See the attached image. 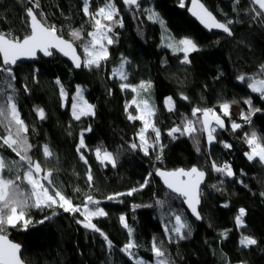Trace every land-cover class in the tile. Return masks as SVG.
<instances>
[{
  "label": "trees",
  "instance_id": "1",
  "mask_svg": "<svg viewBox=\"0 0 264 264\" xmlns=\"http://www.w3.org/2000/svg\"><path fill=\"white\" fill-rule=\"evenodd\" d=\"M200 1L218 21H233L230 38L203 31L189 17L186 7L180 6L181 0H143L139 8L130 9L114 0L120 12L117 19L123 21V27L113 25L114 42L108 46L109 58L99 68L82 67L76 71L54 55L49 60L39 57L36 63H18L13 69L16 101L21 117L29 125V142L33 145L29 155L41 163L42 169L52 171L54 185L74 204H82L86 195L101 201L107 215L94 218L93 223L112 242L109 249L100 232L78 224L77 220L83 219L78 213H65L56 206L43 210L33 208L29 211L33 222L27 230L21 224L7 231L8 238L21 246L24 264H135L120 251L129 242L128 229L119 220L121 215L133 230L132 240L138 245L132 249L135 258L152 263L151 244L155 238L157 243H163L171 264H264V165L259 159L249 161L244 155L250 152L246 134L255 132L264 139V99L252 93L247 82L237 79L242 74L264 78L259 71L264 65V17L253 19L256 12L252 9L258 10V7L250 0ZM34 2L0 0V31L22 38L26 31V9ZM38 3L39 8L34 9L37 17L43 12L47 23L55 25L63 38L71 40L70 31L82 28L84 39H90L87 32L93 29L82 10L83 0H38ZM184 3L187 6L188 0ZM102 6L104 0H89L93 13ZM147 8L159 14L171 35L195 40L199 50L189 54L190 63L181 64L182 54L174 55L161 44L160 27L147 18L144 12ZM80 43L77 41L74 45L83 58ZM122 59L129 61L125 69L126 83L151 82L155 98L152 103L156 108L153 120L161 131L160 142L164 145L161 160L156 159L159 147L150 149L148 156L129 147L131 143L138 144L136 134L142 122L128 120L129 112L136 115L133 106L125 111L126 102L133 99L134 93L131 89L122 91L121 81L111 77ZM77 85L84 90L86 100L95 106L94 116L79 121L69 112ZM61 87L68 96L66 105L60 96ZM181 94L188 99H182ZM167 97H172L175 103L172 112L164 107ZM249 98L260 111L252 116L251 124L245 122L233 131L230 118L223 117L219 105L229 102L240 114L246 113L248 105L244 100ZM193 107L213 108L225 121V127L217 129L216 142L211 145L206 134L197 136L200 152L196 150L195 139L179 134L173 139L168 135L169 129L181 124L183 118H192ZM35 109H43L46 119L41 120ZM89 127L91 131L84 132L86 148L81 149L88 161L85 164L77 146L81 131ZM2 134L4 130L0 128ZM221 142L231 147L225 148ZM44 144L54 153L47 161L42 152ZM97 147L113 153L117 166L101 164L95 155ZM0 154L10 161L18 160L10 149H0ZM213 161L218 166L229 164L235 177L214 172ZM193 166L206 172L199 210L202 219L196 221L184 210L182 199L169 194L154 173L157 168L172 171ZM89 168L93 177L91 187L87 180ZM146 177L149 183L141 189ZM133 188L139 190L131 196L106 199ZM158 200L162 203L157 204ZM240 208L246 210L243 228L235 224ZM53 212L58 215L39 223ZM176 215L191 225V236L176 239L174 234L165 232V228H173ZM222 232L227 233L226 238L221 236ZM242 235L253 237L258 243L241 248Z\"/></svg>",
  "mask_w": 264,
  "mask_h": 264
},
{
  "label": "snow or ice",
  "instance_id": "2",
  "mask_svg": "<svg viewBox=\"0 0 264 264\" xmlns=\"http://www.w3.org/2000/svg\"><path fill=\"white\" fill-rule=\"evenodd\" d=\"M32 2V0H30ZM124 5L140 7L138 0H122ZM239 2V0H237ZM253 5H258V10L253 8L252 11L256 12V16L264 17V0H250ZM191 7L187 10L195 17L200 24L206 29H219L229 36L232 35L230 25L232 20L220 22L216 17L206 9V7L199 2V0H191ZM181 7H186L184 0H181ZM39 8L38 0L32 4V7L26 9L25 26L26 31L23 37H19L12 32L0 31V128L4 130V134L0 135V149H10L18 157V160H8L6 156L0 154V264H22L20 259L21 246L12 242L7 235L9 228H15L18 225L23 226L27 230L28 226L33 222L29 216V211L33 208L43 210L45 208H53L54 206L61 208L65 213L79 214L83 217L82 220L78 219L77 223L81 224L84 228L90 229L95 232H100L108 242V247L111 249L112 242L108 237L96 227L93 223L94 218L104 217L107 215L106 211L100 207V201L96 200L92 195H86L82 204H74L73 200L67 197L63 191L57 188L52 179V171H45L42 169L39 161H34L29 155L33 145L29 142L28 133L30 131L29 125L21 117L20 110L16 101V89L13 85L15 76L13 74L12 66L17 64L21 58H34L38 53H43L44 56L53 55V50L62 53L65 57L71 59L75 68L91 69L93 67L99 68L102 62L107 61L109 58L108 46L113 41V25L123 27V21L117 19L120 12L117 9L114 0H104V6L99 7L96 12H91L89 9V0H83V12L89 17L91 22L92 31L87 32V37L90 39L85 40L82 35L81 29H72L69 33L71 40H66L62 35L58 34V29L55 25H50L44 19V13L37 14L34 9ZM147 13V18L153 23H158L161 26L162 39L164 40L163 46L170 49L174 55L182 54L180 60L181 64L190 63L189 54L199 50L198 44L193 38L182 37L176 38L171 35L167 29L165 21L159 16L153 8L144 9ZM107 21V23H104ZM30 29V31H29ZM80 41V47L83 50L84 58L81 59L77 54V48L74 44ZM129 63L126 59H122L119 66L113 69L112 76L118 78L120 88L122 91L131 89L132 92L137 93L132 101L126 102L125 111L128 112L129 107L134 104L136 106L137 115L128 113L129 121H141L142 127L136 134L139 143H131L129 147L133 150L139 149L144 155H149L150 149L160 148V154L156 159L161 160L164 145L161 144V131L156 127L153 118L156 115V108L154 103L147 97H142V92H148L152 85L150 81H141L138 85H131L126 83L128 74L125 70L126 65ZM260 73L264 75V65L260 68ZM240 82H247V87L252 93H256L261 99H264V78H257L256 76L240 75L237 77ZM60 83L59 80L56 81ZM10 90V92L8 91ZM25 91H28L25 86ZM111 91V90H109ZM66 93L61 87L60 96L62 99L66 98ZM181 98L187 100L188 98L181 94ZM72 118L74 120H81L82 117L94 116L95 106L90 104L84 97V90L79 86L76 88L75 95L72 97ZM165 106L169 112L174 111L175 103L172 97L165 98ZM232 103H235L234 101ZM244 103L248 105V111L241 112V119L247 124H251L252 116L260 111L252 104V100L245 99ZM231 103L223 102L219 105L220 112L223 117H229ZM37 116L44 120L46 115L43 109H35ZM192 118H183L181 124L176 125L169 129L168 135L173 139L180 136L187 135L189 138L196 140V150L201 151L199 147V134L207 135V142L209 145L216 142L215 133L217 129L225 127V121L221 115L213 108H192ZM242 125L235 120L231 121V128L233 131L240 129ZM91 131V128L84 129L80 133L79 144L77 152L80 153V159L85 164L88 163L81 149H85L84 132ZM149 132L154 136H149ZM245 142L247 143L250 152H245L244 155L249 161H253L258 157L259 161L264 164V139L259 137L255 132L249 136L245 135ZM223 143L225 148H230L231 145ZM43 156L45 161L54 156V153L48 144L42 146ZM97 160L105 166L111 165L116 167V156L113 153L97 147L95 150ZM211 168L214 172L223 174L225 177H235L231 166L225 163L223 166H218L215 161L212 162ZM23 169V171H21ZM13 173L11 176H6L4 173ZM155 174L163 179L164 185L179 197L184 198V203L191 211V215L200 220L202 217L199 214L198 207L201 199V185L205 182L206 172L197 166H193L188 170L183 168L175 169L172 171H162L156 169ZM152 174L149 173V177ZM87 180L89 187L92 186L93 177L91 169L87 172ZM46 182V183H45ZM149 183L146 177L144 184L140 185L142 189ZM243 183V181H241ZM213 188L220 190L217 185H212ZM139 189L133 188L127 193H116L109 195L106 199L111 201L120 196L133 195ZM264 195V193H262ZM161 204V201H157ZM151 207V205H147ZM227 207V205H224ZM137 207V206H134ZM58 213L53 212L51 216H45L39 223L54 218ZM246 210L240 208L238 214L235 216V224L238 228H243L244 217ZM120 223L128 229L129 242L126 243L120 251L126 253L130 259L135 260V264H145L142 259L134 257L132 249L138 247L132 240L133 230L126 223L124 215L119 217ZM166 233H172L176 239H185L191 236V225L182 219L181 216H175V224L172 229L165 228ZM221 236L226 238L227 233L222 232ZM171 242V237L169 239ZM258 242L255 238L248 235H242L239 239L241 248H248L256 245ZM151 252L156 258V264H171V261L166 257V249L163 243H157L155 238L151 244Z\"/></svg>",
  "mask_w": 264,
  "mask_h": 264
},
{
  "label": "water",
  "instance_id": "3",
  "mask_svg": "<svg viewBox=\"0 0 264 264\" xmlns=\"http://www.w3.org/2000/svg\"><path fill=\"white\" fill-rule=\"evenodd\" d=\"M119 2H121V5H123V7H125V8H127V9H129V8H133V7H135V6H128V5H124L123 4V2H122V0H119ZM138 2H139V4L140 3H142L143 2V0H138ZM199 2L200 3H202L200 0H199ZM203 4V3H202ZM192 5H191V0H188V3H187V6H186V10L189 8V7H191ZM207 10H209V9H207ZM187 13H188V15H189V17L193 20V21H195L196 23H197V25H199L200 26V28L203 30V31H205V32H207V33H209V32H213V33H216V34H222V35H224V36H227V37H231V36H229L227 33H224L222 30H219V29H212V30H209V29H206L202 24H200V22L195 18V17H193L190 13H189V11L187 10ZM38 18V17H37ZM39 19V18H38ZM29 31H30V29H29ZM65 39V38H64ZM74 47H75V45H74ZM77 48V47H76ZM77 54L78 55H80L79 54V50L77 49ZM54 55H56V56H58L59 58H61V59H64L74 70H80L81 68H75L74 67V65H73V63H72V61H71V59L70 58H68V57H65L62 53H60V52H58V51H56V50H53V55H51V56H44L43 55V53H38L34 58H21L20 60H18L17 61V64L18 63H36V62H38V59H39V57H41L42 59H45V60H49V59H51ZM81 57V56H80ZM81 59L83 60V58L81 57ZM1 61V64H2V60H0ZM17 64L16 65H14V66H12V68L14 69L16 66H17ZM245 123V121L244 120H242L241 122H240V124H244ZM44 170V169H43ZM160 170H162V171H165V170H163V169H160ZM156 172V171H155ZM154 172V173H155ZM155 178L157 179V181L159 182V183H161V185L166 189V191L169 193V194H171L172 196H174V197H177V198H181L182 199V204H183V206H184V210L186 211V213L187 214H189V216L191 217V219L192 220H194V221H196V219L191 215V211H190V209H188V207H187V205L184 203V198L183 197H179V196H177L175 193H172L171 192V190L170 189H168L165 185H164V183H163V179L161 178V177H159V176H157L156 174H155ZM202 186H203V184L201 185V189H202ZM201 199H200V204H199V207H198V211L200 210V208H201ZM86 229V228H85ZM87 230H90V229H87ZM15 243V242H14ZM17 244V243H16ZM21 252H22V248L20 249V253H19V255H20V259H21ZM21 261H22V259H21ZM22 264H24V262L22 261Z\"/></svg>",
  "mask_w": 264,
  "mask_h": 264
},
{
  "label": "rangeland",
  "instance_id": "4",
  "mask_svg": "<svg viewBox=\"0 0 264 264\" xmlns=\"http://www.w3.org/2000/svg\"><path fill=\"white\" fill-rule=\"evenodd\" d=\"M159 25V24H158ZM159 27H160V30H161V44L163 45L164 44V40L162 39V32H163V30L161 29V26L159 25ZM170 33V32H169ZM166 48V47H165ZM166 49H168V48H166ZM169 50V52L170 53H172V51L170 50V49H168ZM82 52H83V50H82ZM173 54V53H172ZM83 58H84V53H83ZM119 65H117L115 68H117ZM125 69H126V67H125ZM112 73H113V71H112ZM111 77L112 78H114L113 76H112V74H111ZM116 79H118V78H116ZM119 80V79H118ZM136 85H138V84H136ZM78 86V85H77ZM77 86L75 87V91H74V93L72 94V96H71V103H70V107H69V112H71V116H72V103H73V100H72V97L75 95V92H76V88H77ZM80 87V86H79ZM81 88V87H80ZM82 89V88H81ZM65 93H66V91H65ZM134 93V92H133ZM67 94V93H66ZM255 94V93H254ZM137 95V93H134V96H136ZM141 96L142 97H147V98H149L150 99V101L152 102L155 98H154V95H153V90H152V87H151V89L148 91V92H142L141 93ZM84 97H85V92H84ZM62 99V98H61ZM67 99H68V96L66 95V98H64V99H62V102H63V105H66L67 104ZM86 99V98H85ZM132 101V100H131ZM131 101H129V103L131 102ZM164 102H165V99H164ZM91 104V103H90ZM131 106H133L135 109H136V106L134 105V104H132ZM164 107L165 108H167L166 106H165V103H164ZM230 113H231V121L232 120H235L237 123H240L241 121H242V119H241V116H240V113H239V110H238V108L236 107V106H234V107H231L230 108ZM136 115H137V111H136ZM88 117H92V116H88ZM82 118H84V117H82ZM143 126V125H142ZM141 126V127H142ZM149 136H154V134L153 133H151V132H149ZM206 138H207V135H206ZM137 141H138V143H139V140H138V137H137ZM78 144H79V142H78ZM254 159H259L258 157H256V158H254ZM264 165V164H263ZM46 183V182H45ZM101 202V201H100ZM100 207H101V205H99ZM106 245H107V247H108V242L106 241ZM138 259H140V258H138ZM154 259V261L152 262V263H150V262H147L146 260H143L144 262H145V264H156V258L154 257L153 258ZM131 260H133L134 262H135V260L134 259H131Z\"/></svg>",
  "mask_w": 264,
  "mask_h": 264
},
{
  "label": "crops",
  "instance_id": "5",
  "mask_svg": "<svg viewBox=\"0 0 264 264\" xmlns=\"http://www.w3.org/2000/svg\"><path fill=\"white\" fill-rule=\"evenodd\" d=\"M258 7V5H256Z\"/></svg>",
  "mask_w": 264,
  "mask_h": 264
},
{
  "label": "bare ground",
  "instance_id": "6",
  "mask_svg": "<svg viewBox=\"0 0 264 264\" xmlns=\"http://www.w3.org/2000/svg\"><path fill=\"white\" fill-rule=\"evenodd\" d=\"M130 9V8H129Z\"/></svg>",
  "mask_w": 264,
  "mask_h": 264
}]
</instances>
